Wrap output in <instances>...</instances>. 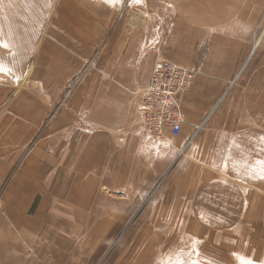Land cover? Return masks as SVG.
I'll list each match as a JSON object with an SVG mask.
<instances>
[{"label": "crops", "instance_id": "obj_1", "mask_svg": "<svg viewBox=\"0 0 264 264\" xmlns=\"http://www.w3.org/2000/svg\"><path fill=\"white\" fill-rule=\"evenodd\" d=\"M2 4L0 49L23 72L3 68L18 81L0 96V264H117L125 216L142 215L122 264L164 258L168 229L240 224L241 185L264 182V40L231 95L243 43L227 33L260 28L264 0ZM163 59L196 74L177 96L176 137L139 116Z\"/></svg>", "mask_w": 264, "mask_h": 264}, {"label": "rangeland", "instance_id": "obj_2", "mask_svg": "<svg viewBox=\"0 0 264 264\" xmlns=\"http://www.w3.org/2000/svg\"><path fill=\"white\" fill-rule=\"evenodd\" d=\"M3 10L4 6L0 0V29H2V25L5 28L6 23L5 16L2 15ZM234 23L237 21L231 22L233 25ZM230 36L236 38L235 44L243 43V48L236 50L240 53L236 54L235 59L237 60L230 78L231 95H239L244 91L243 83L257 68V55L264 40V15L262 24L257 30L252 29L243 32L234 29L227 33V38ZM7 37L10 40L8 32ZM258 38H261L259 46L256 45ZM245 42L248 43V47H246ZM9 50H11L9 52L11 57L4 55L0 49V96L6 89L11 90V86L16 85L18 81L3 78V68H10L12 71L9 73L23 72L16 60L15 51L13 48ZM241 186L243 196L241 193L239 194L242 196L245 207L239 210V225H230L224 229L218 226L168 229L165 231L167 235L170 234L166 238V241H169L166 243V256L162 258V256L152 255L150 264H241V261L244 264H264V182L259 181L257 185L250 187H246L244 184ZM103 204L105 207L102 208L108 209L112 206V202H104ZM117 208L123 211L122 205L117 204ZM140 216L142 215L125 216L128 223L122 232L115 236L114 240V242L121 241L122 246H124L120 248L117 258L113 260L114 263L122 264L121 253L125 250V242L128 239L126 235L129 232H132L134 236L140 234V231H137L140 229ZM125 218L122 219L125 220ZM132 225H134L133 228H131ZM119 247L120 245L117 248ZM135 262L140 264L137 260Z\"/></svg>", "mask_w": 264, "mask_h": 264}, {"label": "built area", "instance_id": "obj_3", "mask_svg": "<svg viewBox=\"0 0 264 264\" xmlns=\"http://www.w3.org/2000/svg\"><path fill=\"white\" fill-rule=\"evenodd\" d=\"M149 75L148 84L137 92L142 128L158 137L165 129L179 136L182 115L177 96L189 89L195 70L163 59L154 63Z\"/></svg>", "mask_w": 264, "mask_h": 264}, {"label": "snow or ice", "instance_id": "obj_4", "mask_svg": "<svg viewBox=\"0 0 264 264\" xmlns=\"http://www.w3.org/2000/svg\"><path fill=\"white\" fill-rule=\"evenodd\" d=\"M106 3L113 2V0H105ZM134 3L140 4L142 0H133ZM262 141H264V138H261ZM259 169L258 171L256 169H253V171H257V175L261 178L264 179V161H259ZM241 264H244L243 261H241Z\"/></svg>", "mask_w": 264, "mask_h": 264}, {"label": "bare ground", "instance_id": "obj_5", "mask_svg": "<svg viewBox=\"0 0 264 264\" xmlns=\"http://www.w3.org/2000/svg\"><path fill=\"white\" fill-rule=\"evenodd\" d=\"M68 90V89H67ZM70 91V90H69Z\"/></svg>", "mask_w": 264, "mask_h": 264}]
</instances>
